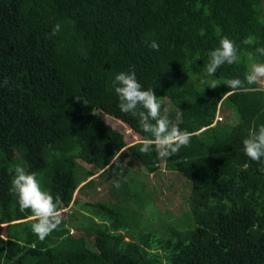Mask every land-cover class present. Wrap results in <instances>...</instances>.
I'll list each match as a JSON object with an SVG mask.
<instances>
[{"label":"trees","instance_id":"1","mask_svg":"<svg viewBox=\"0 0 264 264\" xmlns=\"http://www.w3.org/2000/svg\"><path fill=\"white\" fill-rule=\"evenodd\" d=\"M262 12L264 0H0V85L8 79L0 86V264H264V157L251 160L243 146L264 124V89L224 95L225 80L249 71L251 48L264 47ZM223 36L241 59L207 77L213 89L201 80ZM248 36L252 45L242 43ZM153 40L158 51L144 43ZM132 66L193 134L173 157L154 146L141 153L151 134L119 108L112 82ZM101 113L139 139L128 145ZM17 164L37 173L43 190L47 176V191L61 197L62 222L43 241L9 191ZM162 165L186 180L183 227L179 217L155 223L150 212ZM100 186L111 199L99 198Z\"/></svg>","mask_w":264,"mask_h":264},{"label":"clouds","instance_id":"2","mask_svg":"<svg viewBox=\"0 0 264 264\" xmlns=\"http://www.w3.org/2000/svg\"><path fill=\"white\" fill-rule=\"evenodd\" d=\"M60 29L61 25L58 23L53 27L51 34L56 35ZM254 42L255 38L252 36H248L242 41L245 45H252ZM144 43L153 50H159L160 46L155 40L150 43L145 41ZM256 53L264 56V47H258ZM240 59L239 48L235 41L229 39L227 36L221 37L219 47L208 53V62L204 67L205 78L201 80V83L207 84L210 88H216V82L211 81L209 83L207 77L214 76L217 70L224 64L231 65L238 63ZM247 60L250 62V65L244 79L233 78L225 80L224 85L230 91L224 95L245 90L247 87L264 79V63L256 62L253 54L250 52L247 53ZM112 83L120 100L119 108L121 112L130 113L133 117H136L142 130L145 133L151 134V138L145 137L141 141V153H150L154 146L159 157L170 158L177 155L181 148L187 147L190 144L193 134L187 130H181L170 119L168 109L158 102L154 89H143V86L137 79L134 66L128 72L118 73ZM7 84L8 79L5 78L3 85L0 86ZM77 100L80 99L77 98ZM243 146L247 157L256 162L261 161V158L264 157V124H261L258 129L250 132L249 136L243 140ZM100 172L101 170H96L91 176L86 177L82 183L95 177ZM115 187L119 189L121 184L117 182ZM9 191L17 198L21 211L31 210L35 220L32 224V231L41 241L54 230H58L62 222L61 197L59 194L54 197L50 192L43 190L40 180L37 179V173L28 172L22 165H15L14 176Z\"/></svg>","mask_w":264,"mask_h":264},{"label":"rangeland","instance_id":"3","mask_svg":"<svg viewBox=\"0 0 264 264\" xmlns=\"http://www.w3.org/2000/svg\"><path fill=\"white\" fill-rule=\"evenodd\" d=\"M259 18L261 21V33H260L258 40L260 42L261 39L264 40V12H262L261 17L259 16ZM258 47H260V46H256L253 49L251 48L250 53L253 54L256 62L264 63V56H261L258 53H256V49ZM261 47H263V46H261ZM249 65H250V62H249ZM257 86L264 89V79H261L257 83ZM171 110L172 109H170V111ZM101 115L103 116V119L105 121L110 122L117 129L123 131L124 136H125V141L128 145L131 143H134L135 141H137L139 139V135L129 125H127L126 123H124L120 119L115 118L113 116H110L106 113H101ZM224 119H225V117L223 116V120ZM231 119H233V118L231 117ZM7 151H9V150H7ZM12 154H13V160L15 162L21 160L18 153L12 152ZM88 168L92 169V170L95 169V168H91L89 166H88ZM98 172H96V173H98ZM126 172L129 173V170L126 169ZM160 172L163 175L158 177ZM153 175H154V177H152V180L156 185L151 187L153 190L154 189L155 190H154L153 195H152V209L150 210V212H151V214L153 213L154 217L156 218V219H154V222L155 223L164 222V221H167V219L174 221L176 217H179L178 219H180V225L177 224V225H179V227H183V225L189 224L188 220H186V216H188L189 206L185 200L187 198L189 192L186 191L187 184L185 185V183H186L185 178L175 171H171V170H167V169L165 170L163 165L161 167V170H158V173H153ZM44 184L46 185L45 191H47V184H48L47 176H46V181L44 182ZM148 187H150V186L148 185ZM151 188L149 190L150 193H151ZM98 194H99V198H102V199H107V198L111 199V197H112L109 193V188H105V187L104 188L101 187L98 190ZM180 197H182V198H180ZM73 198L79 199V198H82V195L81 194H74ZM131 201L132 202H130V206L132 205V207H131V209H132L136 206V201H134L133 199H131ZM144 202H146L144 204V209L148 210L149 206L151 205V202L147 201V197L144 198ZM70 206L71 205H69V207ZM31 217H33V216H31ZM185 220H186V222H185ZM3 225L4 224H2L0 222V235L1 236L5 235Z\"/></svg>","mask_w":264,"mask_h":264}]
</instances>
